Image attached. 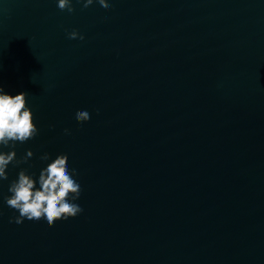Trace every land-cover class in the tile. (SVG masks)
I'll list each match as a JSON object with an SVG mask.
<instances>
[{"label": "water", "instance_id": "1", "mask_svg": "<svg viewBox=\"0 0 264 264\" xmlns=\"http://www.w3.org/2000/svg\"><path fill=\"white\" fill-rule=\"evenodd\" d=\"M106 3L0 0V87L39 130L0 145L33 152L0 179V264H264V0ZM59 154L83 211L10 222Z\"/></svg>", "mask_w": 264, "mask_h": 264}, {"label": "clouds", "instance_id": "2", "mask_svg": "<svg viewBox=\"0 0 264 264\" xmlns=\"http://www.w3.org/2000/svg\"><path fill=\"white\" fill-rule=\"evenodd\" d=\"M104 10H108L110 5L106 0H98ZM93 0H84V7L87 8ZM58 7L68 12L74 11L71 0H58ZM69 39H84V36L73 30L68 33ZM27 94L20 92L17 95H9L0 87V145L12 147L15 142L21 143L34 138L38 134V128L34 122L31 109L27 106ZM90 119L87 111H79L75 115L77 122H84ZM68 132V129H65ZM33 156L31 150L27 151L22 160H16V152H0V179L7 180V166L16 161V164L26 163ZM40 159L48 160L49 154L44 153ZM22 169L18 173V179L10 183L8 191L10 196H5L7 205L19 212V216L14 217L10 222L20 224L26 218L28 220L39 221L51 227L57 220H67L76 217L83 209L72 201H76L81 194L80 184L73 179L77 175L76 170L69 171L67 156L59 154L46 168L42 169L39 175V187L37 181Z\"/></svg>", "mask_w": 264, "mask_h": 264}]
</instances>
